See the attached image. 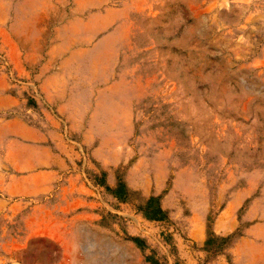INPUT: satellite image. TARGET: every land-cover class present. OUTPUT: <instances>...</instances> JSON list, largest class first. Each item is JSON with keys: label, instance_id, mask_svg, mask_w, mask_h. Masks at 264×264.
<instances>
[{"label": "rangeland", "instance_id": "obj_1", "mask_svg": "<svg viewBox=\"0 0 264 264\" xmlns=\"http://www.w3.org/2000/svg\"><path fill=\"white\" fill-rule=\"evenodd\" d=\"M0 264H264V0H0Z\"/></svg>", "mask_w": 264, "mask_h": 264}]
</instances>
